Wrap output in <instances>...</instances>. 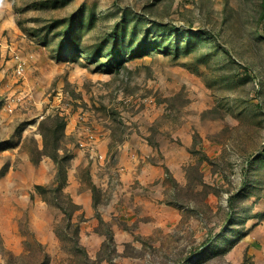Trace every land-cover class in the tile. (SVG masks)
<instances>
[{
    "label": "rangeland",
    "instance_id": "374dc122",
    "mask_svg": "<svg viewBox=\"0 0 264 264\" xmlns=\"http://www.w3.org/2000/svg\"><path fill=\"white\" fill-rule=\"evenodd\" d=\"M262 1L0 0V264H264Z\"/></svg>",
    "mask_w": 264,
    "mask_h": 264
},
{
    "label": "built area",
    "instance_id": "2783aa9c",
    "mask_svg": "<svg viewBox=\"0 0 264 264\" xmlns=\"http://www.w3.org/2000/svg\"><path fill=\"white\" fill-rule=\"evenodd\" d=\"M26 60L19 59L17 64L15 65L14 74L17 76H21L25 71ZM24 100V95L21 94H10L7 95L3 104L10 111H12L18 104H20ZM83 119V117H81ZM79 131V130H78ZM77 131V133H79ZM85 133H79L77 136L78 147L83 151L88 160L92 162H103L106 158V154L101 152L97 146L96 136L93 133L92 129L88 127H84Z\"/></svg>",
    "mask_w": 264,
    "mask_h": 264
},
{
    "label": "trees",
    "instance_id": "16d2710c",
    "mask_svg": "<svg viewBox=\"0 0 264 264\" xmlns=\"http://www.w3.org/2000/svg\"><path fill=\"white\" fill-rule=\"evenodd\" d=\"M262 2H263V4H262V9H263V12H262V15H261V16H263V15H264V0H263Z\"/></svg>",
    "mask_w": 264,
    "mask_h": 264
},
{
    "label": "crops",
    "instance_id": "0c3cea01",
    "mask_svg": "<svg viewBox=\"0 0 264 264\" xmlns=\"http://www.w3.org/2000/svg\"><path fill=\"white\" fill-rule=\"evenodd\" d=\"M132 155V154H131ZM81 197V195L79 196V197H77V198H80ZM78 200H80V199H78Z\"/></svg>",
    "mask_w": 264,
    "mask_h": 264
}]
</instances>
